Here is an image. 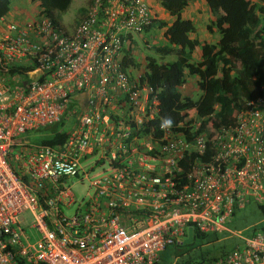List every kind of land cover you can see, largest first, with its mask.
<instances>
[{"label": "built area", "instance_id": "built-area-1", "mask_svg": "<svg viewBox=\"0 0 264 264\" xmlns=\"http://www.w3.org/2000/svg\"><path fill=\"white\" fill-rule=\"evenodd\" d=\"M151 18L146 0H87L70 32L41 10L23 24L0 16V264H153L188 228L220 232L264 201V82L226 125L203 128L196 112L164 124L144 69L125 62ZM60 122L57 144L21 137ZM89 155L110 169L67 216L64 182L87 176ZM26 210L33 242L16 221ZM241 239L196 264H264V227Z\"/></svg>", "mask_w": 264, "mask_h": 264}, {"label": "trees", "instance_id": "trees-1", "mask_svg": "<svg viewBox=\"0 0 264 264\" xmlns=\"http://www.w3.org/2000/svg\"><path fill=\"white\" fill-rule=\"evenodd\" d=\"M39 1L41 11L58 27L52 13L54 10H64L70 0ZM189 1L157 0L174 18L167 23L157 19L156 14L151 11V24L145 30L151 27L164 29L165 42L156 45L154 49L160 54L159 57L174 54L176 59L158 61L147 55L143 62L142 77L157 91L160 115L170 121V125L177 126L184 116L192 119L193 115L189 111L196 112L195 117L206 118L202 120L203 128L208 123L212 127L226 125L232 121L233 114L243 106L245 100L258 94L259 87L264 82V0L258 3L251 0H204L212 14L220 15L213 21L219 38L214 43L198 44L197 56V45L190 39L195 26L190 19H183L180 15ZM9 4V0H0V16L7 13ZM129 54L131 56V51L127 50L125 62L137 68L139 63L128 60ZM20 68L21 66L13 67L12 71ZM188 77L195 80V87L200 92L195 102L180 90ZM184 110L186 113L181 115ZM61 125L60 122L56 126L46 127L50 133L41 143L62 142L67 132L57 130ZM258 207L264 215V203L258 204ZM205 235L194 230L191 241L197 236ZM167 249L168 246L161 252ZM161 252L153 264H196L212 258L205 253L198 256L188 254L176 260L177 256L172 253L175 261L169 263L166 259L160 260ZM224 254L221 253L219 257Z\"/></svg>", "mask_w": 264, "mask_h": 264}, {"label": "rangeland", "instance_id": "rangeland-1", "mask_svg": "<svg viewBox=\"0 0 264 264\" xmlns=\"http://www.w3.org/2000/svg\"><path fill=\"white\" fill-rule=\"evenodd\" d=\"M11 1L15 3L16 7H20L17 11H22L24 13L28 11L29 13L31 9L35 8L36 10L34 11L40 13V8L38 6V3L40 2L39 0H19L20 4H17L18 0ZM146 1L152 11H154V0ZM11 5L12 4L10 3V7ZM86 8L87 0H70L68 6L64 10H54L52 14L56 18L60 28L64 31L70 32L79 23ZM160 34V29L152 27L134 36V48L131 59L133 62H138L140 64L139 68L147 55L156 58L158 61H172L176 59L174 54L159 57L160 54L155 51L154 48L156 45L165 42L163 35ZM129 68L132 69L133 66L130 65ZM188 78L187 82L180 88V90L184 96L194 99L193 102H195V99L200 95V92L195 87V80L191 77ZM189 112L191 115H194L195 113L194 111ZM49 133L50 131L48 128L43 127L38 130L26 131L21 137L31 145H38ZM97 160V155H89L82 161L81 166L83 167V170L87 172L86 177L80 173L77 177L66 178L64 184L70 187L74 203L69 208L64 209L63 212L65 215H72L77 205L87 201L88 197L93 192V186H91L90 182L109 171L110 166L108 163L101 161L96 162ZM262 203H264V201L258 203L250 198V200L245 203L244 207L236 208L234 214L224 223V230L216 233H207L203 237L197 236L188 245L186 243L170 245L166 251L160 253V260L166 259L169 263L174 262L175 260L172 258V253L177 256L176 260L185 257L188 254L198 256L199 254L206 253L207 255L214 257L230 251L237 245H242L241 237H248L254 231L264 227V215L258 207V204ZM16 221L18 226L23 229L24 234L29 236V242H33L38 238L37 231L31 226L33 220L32 215L28 210L18 214ZM15 226L18 227L17 225ZM186 238L187 237L182 238V242H184ZM22 239L25 242L23 237Z\"/></svg>", "mask_w": 264, "mask_h": 264}, {"label": "crops", "instance_id": "crops-1", "mask_svg": "<svg viewBox=\"0 0 264 264\" xmlns=\"http://www.w3.org/2000/svg\"><path fill=\"white\" fill-rule=\"evenodd\" d=\"M253 3L255 2H261L260 0H251ZM9 2L12 4L7 13L5 14V19L17 23V24H23L27 21L32 20L33 18L38 17V13H36L35 8L31 9V11L28 13L17 11V9H20V7H16L15 3L11 0ZM17 4H20L19 0L17 1ZM155 4L153 6L152 13L154 12L156 14V18L162 21H165L167 23H170L174 17L169 15L168 12H166L157 2V0H154ZM22 8V7H21ZM85 14V13H84ZM83 14V15H84ZM180 15L183 19H190L194 26H195V32L194 34L190 35V39L197 45L195 49V56L198 55V44H202L203 42L207 43H214L218 40L219 34L216 31L215 25L213 21H215L220 15L212 14L210 10L208 9L206 3L204 0H190L188 4L182 8ZM5 26L3 24H0V31L3 30ZM152 28V27H151ZM164 30V29H163ZM163 30H160V35H163ZM134 39V37H133ZM162 43H160L161 45ZM134 46V45H133ZM133 51V49H132ZM132 55V52H131ZM175 60V59H174ZM173 61V60H172ZM138 64V69H139ZM141 69L143 68V63L141 64ZM213 258H218L219 256H211Z\"/></svg>", "mask_w": 264, "mask_h": 264}, {"label": "water", "instance_id": "water-1", "mask_svg": "<svg viewBox=\"0 0 264 264\" xmlns=\"http://www.w3.org/2000/svg\"><path fill=\"white\" fill-rule=\"evenodd\" d=\"M191 239H192V230H191V228H188V230H187V238L184 240L183 243L190 242Z\"/></svg>", "mask_w": 264, "mask_h": 264}, {"label": "clouds", "instance_id": "clouds-1", "mask_svg": "<svg viewBox=\"0 0 264 264\" xmlns=\"http://www.w3.org/2000/svg\"><path fill=\"white\" fill-rule=\"evenodd\" d=\"M41 10V9H40ZM164 124H170V121H164Z\"/></svg>", "mask_w": 264, "mask_h": 264}]
</instances>
